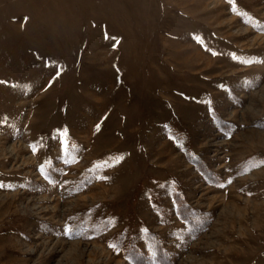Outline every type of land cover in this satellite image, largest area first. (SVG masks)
<instances>
[{
  "label": "rangeland",
  "instance_id": "374dc122",
  "mask_svg": "<svg viewBox=\"0 0 264 264\" xmlns=\"http://www.w3.org/2000/svg\"><path fill=\"white\" fill-rule=\"evenodd\" d=\"M155 247L264 264V0H0V264Z\"/></svg>",
  "mask_w": 264,
  "mask_h": 264
},
{
  "label": "trees",
  "instance_id": "16d2710c",
  "mask_svg": "<svg viewBox=\"0 0 264 264\" xmlns=\"http://www.w3.org/2000/svg\"><path fill=\"white\" fill-rule=\"evenodd\" d=\"M180 211L181 210H179V212ZM180 214H181V216L186 217V214L187 213L186 212H181ZM154 250H155L156 253H155V255H153V257L151 259L152 263L161 264V261L162 262L166 261V258H164V256L162 255V253L158 252V248L155 247ZM128 252L132 254V255L130 254V256H133L134 255V253L130 252L129 250H128ZM140 259H146V258L144 256H141L140 255Z\"/></svg>",
  "mask_w": 264,
  "mask_h": 264
},
{
  "label": "snow or ice",
  "instance_id": "6c2138e0",
  "mask_svg": "<svg viewBox=\"0 0 264 264\" xmlns=\"http://www.w3.org/2000/svg\"><path fill=\"white\" fill-rule=\"evenodd\" d=\"M69 233L72 231V229L71 228H69L68 230H67ZM114 246V245H113Z\"/></svg>",
  "mask_w": 264,
  "mask_h": 264
}]
</instances>
